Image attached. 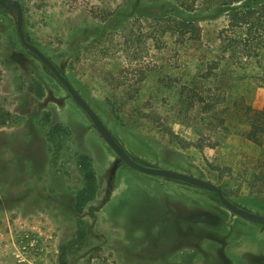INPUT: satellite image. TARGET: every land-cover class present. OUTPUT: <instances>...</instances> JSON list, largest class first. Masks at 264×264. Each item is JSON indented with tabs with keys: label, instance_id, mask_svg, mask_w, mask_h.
Here are the masks:
<instances>
[{
	"label": "rangeland",
	"instance_id": "374dc122",
	"mask_svg": "<svg viewBox=\"0 0 264 264\" xmlns=\"http://www.w3.org/2000/svg\"><path fill=\"white\" fill-rule=\"evenodd\" d=\"M18 1L29 42L135 161L209 180L237 206L264 215V182L255 179L264 143L247 136H264L251 117L264 109V48L219 71L229 97L222 143L214 144L220 128L190 119L183 108V86L218 57L229 26L226 7ZM248 3L264 7V0ZM163 16L194 21L200 40L171 36ZM0 108L12 113L0 128V264H264V225L234 214L214 192L128 166L51 69L23 46L17 12L3 6ZM152 118L188 147L171 141ZM201 131L203 148L194 145Z\"/></svg>",
	"mask_w": 264,
	"mask_h": 264
},
{
	"label": "trees",
	"instance_id": "16d2710c",
	"mask_svg": "<svg viewBox=\"0 0 264 264\" xmlns=\"http://www.w3.org/2000/svg\"><path fill=\"white\" fill-rule=\"evenodd\" d=\"M173 1L179 8L186 11H192L198 3H203L208 9L226 7L229 11V26L222 35L223 40L218 48V57L209 63L207 69L198 79L183 86L181 93L183 95V108L190 119L191 117L199 119L200 123L204 122L203 120H208L209 125L214 126L217 130L218 128L221 129L214 142L215 145H218L223 142V133L229 130L227 119L223 115L226 108H228V106L223 108V105L229 102V97L219 84V71L223 64L228 66L248 62L259 55V51L264 48V22H262L261 16L264 7H253L248 3L250 0ZM172 17L163 16L160 19L166 22L165 32L168 31L171 36L177 35L183 41L195 42L200 40L202 33L198 24L194 21L172 19ZM11 117V112L5 113V109L0 108V128L9 122ZM251 117L255 123L264 129V109L254 111ZM152 120L169 135L171 141L182 147H188L187 143L175 134L169 125L160 122L156 118H152ZM204 135L202 131L199 132V139L194 142L196 147L203 148L205 146ZM247 136L259 145L264 143V136L261 137L254 132H250ZM257 162L259 171L255 175V179L264 182V156Z\"/></svg>",
	"mask_w": 264,
	"mask_h": 264
},
{
	"label": "water",
	"instance_id": "95a60500",
	"mask_svg": "<svg viewBox=\"0 0 264 264\" xmlns=\"http://www.w3.org/2000/svg\"><path fill=\"white\" fill-rule=\"evenodd\" d=\"M0 6H3L7 9H14L17 12V31L23 46L33 52L46 66L51 69V71L58 78V80L67 88L68 92L71 94L73 99L87 113L97 130L108 143V145L128 166L149 175L178 180L199 187L201 189L214 192L218 195L222 205L234 214L250 222L264 225V215L254 213L237 206L225 195L223 189L220 186L216 185L215 183L209 180L170 169L145 166L135 161L128 154V152L118 143L113 134L101 120L99 115L87 103L83 96L73 87L71 82L56 68V66L37 46L29 42L24 30V10L22 4L18 0H0Z\"/></svg>",
	"mask_w": 264,
	"mask_h": 264
}]
</instances>
